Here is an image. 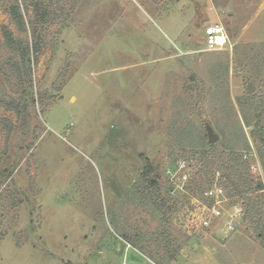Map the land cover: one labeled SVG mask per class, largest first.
<instances>
[{"label":"rangeland","instance_id":"obj_1","mask_svg":"<svg viewBox=\"0 0 264 264\" xmlns=\"http://www.w3.org/2000/svg\"><path fill=\"white\" fill-rule=\"evenodd\" d=\"M15 1L41 0H0V40L2 25L16 33ZM42 1L50 16L38 25L44 50L24 78L28 107L0 108V264L143 263L127 238L152 244L163 228L139 183L147 161L162 194L166 180L180 192L165 214L178 257L162 261L151 246L147 257L264 264L241 215L223 227L237 201L207 229L187 220L192 199H202L194 181L203 176L209 188L221 179L194 153L208 143L242 155L263 188L247 196L264 211V0ZM209 23L226 29L225 49L204 50ZM12 80L0 72L3 102L21 97Z\"/></svg>","mask_w":264,"mask_h":264},{"label":"trees","instance_id":"obj_2","mask_svg":"<svg viewBox=\"0 0 264 264\" xmlns=\"http://www.w3.org/2000/svg\"><path fill=\"white\" fill-rule=\"evenodd\" d=\"M59 1L62 2L63 0H49V4H56L59 7ZM8 15L16 33L8 25L1 26L0 54L7 52L10 55L9 57L0 55L1 58H4L0 62V72L4 74L5 79L8 81L13 79L12 81L15 82L16 87L14 92L20 94L21 97H19L18 102L10 101L6 103L0 100V108L6 111L18 112L19 105H22L25 109L29 104L27 99L29 93L28 88L24 87V78L26 80L30 78L32 64L37 63L39 55L44 50V36L40 34L42 30L39 31L38 25L46 24L50 14L48 6L41 0L34 4L28 1L21 3L15 1L8 8ZM25 16H28V18H25ZM6 60H9V62H6ZM31 102H33V98H31ZM2 120V123L7 122L5 119ZM4 123L3 126L7 129V135H9L11 126ZM207 147L209 148L205 150L194 151L199 156L202 168H217L221 172V179L218 183L224 188L230 201L239 202L241 220L251 226L256 240L264 248V211L257 205L255 200L247 196V194L262 190V183L260 181L256 182L251 176L248 163L241 154L233 151L226 153L219 150L215 143H208ZM140 181L142 184L147 185V188H150L149 192L143 196L145 201L147 200V204L159 214L163 228L160 234H156V240L152 244H150L151 242H148L149 245L143 243V237H137L133 241L127 238L128 242L143 255L153 253L148 247L151 246L157 250V254L160 253V260L172 261L178 257L180 246L176 245L174 237L168 230L169 219L165 218V214L176 207L180 192L176 195L171 194L174 187L173 183L166 180L164 194H162L159 187V174L149 161L141 169L139 183ZM202 185L203 176H200L194 181V188H201L199 195H202L208 188V186L203 187ZM1 186L0 181V188ZM194 188H191V186L186 187L190 192ZM135 189L140 190L137 187Z\"/></svg>","mask_w":264,"mask_h":264},{"label":"built area","instance_id":"obj_3","mask_svg":"<svg viewBox=\"0 0 264 264\" xmlns=\"http://www.w3.org/2000/svg\"><path fill=\"white\" fill-rule=\"evenodd\" d=\"M205 37H204V50L205 51H217L225 49L230 44V39L227 34L226 29L219 23H209L205 26ZM169 174L171 170L166 171ZM173 177V175H171ZM187 172H181V178L187 180ZM173 190L171 194H173ZM202 199L199 202L198 199H192L191 208L194 212L190 213L187 220H190L189 226L195 229H207L211 226V220H217L225 217L226 204H228L230 199L227 197L224 188L219 184H214L212 187L207 188L203 194ZM231 206L233 211L230 215V219L224 222L223 227L230 231L233 229L232 222L233 218L241 215L240 204L232 203ZM199 210V211H198ZM198 211V212H196ZM233 219V220H232ZM143 263H136L131 261H123L121 264H157L151 258L143 255Z\"/></svg>","mask_w":264,"mask_h":264},{"label":"water","instance_id":"obj_4","mask_svg":"<svg viewBox=\"0 0 264 264\" xmlns=\"http://www.w3.org/2000/svg\"><path fill=\"white\" fill-rule=\"evenodd\" d=\"M253 90L252 88H250V91ZM216 136L213 135L211 132L208 133V139L210 142H214L216 140Z\"/></svg>","mask_w":264,"mask_h":264},{"label":"crops","instance_id":"obj_5","mask_svg":"<svg viewBox=\"0 0 264 264\" xmlns=\"http://www.w3.org/2000/svg\"><path fill=\"white\" fill-rule=\"evenodd\" d=\"M127 246L133 248L129 243H127ZM142 258H143V254L140 253L137 249L133 248Z\"/></svg>","mask_w":264,"mask_h":264}]
</instances>
